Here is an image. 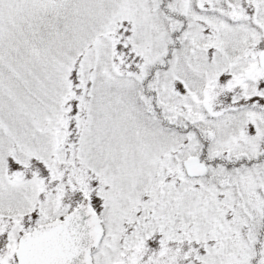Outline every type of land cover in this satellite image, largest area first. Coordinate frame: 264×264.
<instances>
[{
    "label": "snow or ice",
    "instance_id": "obj_1",
    "mask_svg": "<svg viewBox=\"0 0 264 264\" xmlns=\"http://www.w3.org/2000/svg\"><path fill=\"white\" fill-rule=\"evenodd\" d=\"M0 264H264V0H0Z\"/></svg>",
    "mask_w": 264,
    "mask_h": 264
}]
</instances>
